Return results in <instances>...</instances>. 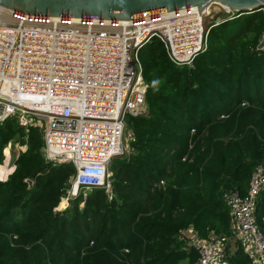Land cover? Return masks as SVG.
Returning <instances> with one entry per match:
<instances>
[{
    "label": "trees",
    "instance_id": "1",
    "mask_svg": "<svg viewBox=\"0 0 264 264\" xmlns=\"http://www.w3.org/2000/svg\"><path fill=\"white\" fill-rule=\"evenodd\" d=\"M230 16L214 15L192 65L175 64L157 39L141 49L145 109L126 117L134 136L112 160L111 196L70 198L76 168L46 158L42 128L2 123L0 163L9 143L26 150L0 181V264H198L189 229L224 240L225 262L252 264L224 194L247 193L264 167V14ZM255 216L264 233V189Z\"/></svg>",
    "mask_w": 264,
    "mask_h": 264
},
{
    "label": "built area",
    "instance_id": "2",
    "mask_svg": "<svg viewBox=\"0 0 264 264\" xmlns=\"http://www.w3.org/2000/svg\"><path fill=\"white\" fill-rule=\"evenodd\" d=\"M215 4L135 18L137 28L131 32L0 22V126L16 117L27 130L42 128L46 158L76 168L70 197L94 188L111 196L112 160L131 151L134 136L130 131L128 143L126 117L145 109L148 84L141 49L157 39L175 64L192 65L208 48L212 25L206 29V18ZM224 11L232 14L229 19L239 16ZM257 11L264 14V5ZM116 34H128L125 50L118 42L100 40ZM259 49L264 50V36ZM263 189L264 167L258 166L247 193L224 194L234 234L252 264H264V233L255 216ZM185 234L199 250L198 264H230L224 261V240L203 238L193 229Z\"/></svg>",
    "mask_w": 264,
    "mask_h": 264
},
{
    "label": "water",
    "instance_id": "3",
    "mask_svg": "<svg viewBox=\"0 0 264 264\" xmlns=\"http://www.w3.org/2000/svg\"><path fill=\"white\" fill-rule=\"evenodd\" d=\"M211 3L244 14L264 0H0V22L131 32L135 18Z\"/></svg>",
    "mask_w": 264,
    "mask_h": 264
},
{
    "label": "rangeland",
    "instance_id": "4",
    "mask_svg": "<svg viewBox=\"0 0 264 264\" xmlns=\"http://www.w3.org/2000/svg\"><path fill=\"white\" fill-rule=\"evenodd\" d=\"M212 10L213 11L211 12V14L208 17L206 16L207 17L206 18V29L211 26L209 24L211 23V20L213 19L214 15L217 14V13L223 12L224 8H222L221 5H219V4H215L214 6H212ZM148 44H146V45H148ZM164 46H165V44H164ZM165 48H166V46H165ZM166 50H168V49L166 48ZM167 53H168V51H167ZM125 136L127 138V142L129 143L131 136H130V130L127 127V123H126ZM6 150H7V154H5L4 161L2 163H0V181H2V182L7 181L8 178L10 177V175L14 172V171H12V166L15 164V161L18 158L20 152L23 151V150L24 151L26 150V145H21L19 142H15V143L11 142L8 145V147L6 148ZM125 150H127V149H125ZM4 153H5V151H4ZM125 153H129V151H125ZM7 156L10 159L11 164H9L8 160L5 161L7 159ZM112 176H113V172H112ZM112 184H113V182H112ZM82 190L84 191V194L86 195L87 194L86 191H90L91 189H81L80 192ZM80 192H79V194H80ZM71 197H73V195ZM70 198H64L63 200H61V202L58 205V207L56 208V210H58L59 212H64L67 208H69L70 205H71ZM62 203H63V205H62ZM188 233L192 235V233L190 231H188Z\"/></svg>",
    "mask_w": 264,
    "mask_h": 264
},
{
    "label": "bare ground",
    "instance_id": "5",
    "mask_svg": "<svg viewBox=\"0 0 264 264\" xmlns=\"http://www.w3.org/2000/svg\"><path fill=\"white\" fill-rule=\"evenodd\" d=\"M143 28L144 26L141 27V29ZM30 32L31 31H29V33ZM14 33H15V36L18 34L17 31ZM127 37H128V34H116L113 37H108V36L100 37V40L106 42L107 44H114L115 42H118L121 45V50H125V44L127 42Z\"/></svg>",
    "mask_w": 264,
    "mask_h": 264
}]
</instances>
